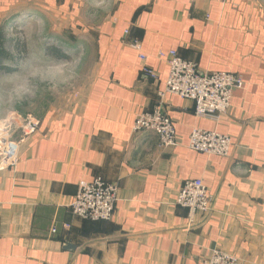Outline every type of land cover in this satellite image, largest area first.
I'll list each match as a JSON object with an SVG mask.
<instances>
[{
  "label": "crops",
  "instance_id": "crops-1",
  "mask_svg": "<svg viewBox=\"0 0 264 264\" xmlns=\"http://www.w3.org/2000/svg\"><path fill=\"white\" fill-rule=\"evenodd\" d=\"M107 4L110 14L84 31L74 30L81 21H62L70 42L80 45L77 60L67 55L65 65L53 67L42 49L39 106L31 108L33 95L25 93V108L5 114L33 116L39 125L19 135L15 166L0 167V264H199L213 249L242 264H264V4ZM35 5L45 13L83 7L81 0ZM1 6L8 13L15 0H0ZM169 51L199 72L241 77L226 115L197 118L191 101L160 96L168 67L157 54ZM140 54L155 80L142 74ZM12 72L5 74L8 90L15 88ZM156 107L173 122L175 147H160L151 132H132L135 117ZM194 128L229 137V156L190 150ZM96 178L117 188L109 222L79 219L68 208L78 184ZM196 178L212 206L190 219L175 200L182 182Z\"/></svg>",
  "mask_w": 264,
  "mask_h": 264
},
{
  "label": "built area",
  "instance_id": "built-area-1",
  "mask_svg": "<svg viewBox=\"0 0 264 264\" xmlns=\"http://www.w3.org/2000/svg\"><path fill=\"white\" fill-rule=\"evenodd\" d=\"M227 3L229 0H220ZM134 48H139V42L131 41ZM157 58L164 61L168 67L164 90L160 93L176 95L192 102L194 115L197 118L217 121L226 115L230 108L231 97L235 90L243 87L239 75L228 72H199L193 61L184 60L175 51L159 52ZM142 74L155 80L157 74L147 64L145 55L140 54ZM39 122L32 116L22 119L19 126L21 138L32 135ZM151 132L159 140L160 147H175L177 145L173 122L159 107L151 112H142L134 119L132 132ZM11 152L3 154L1 149L0 167H13L16 164L18 142H5ZM232 142L226 135L216 131L194 128L188 138V148L198 153L228 157ZM117 188L115 185L96 178L91 182H81L68 205L71 214L77 218L93 222H109L113 216ZM175 203L187 210L191 219L195 214L207 215L211 211L212 196L201 179H186L179 187ZM55 232V228L51 229ZM199 264H242L233 254L213 249Z\"/></svg>",
  "mask_w": 264,
  "mask_h": 264
},
{
  "label": "rangeland",
  "instance_id": "rangeland-1",
  "mask_svg": "<svg viewBox=\"0 0 264 264\" xmlns=\"http://www.w3.org/2000/svg\"><path fill=\"white\" fill-rule=\"evenodd\" d=\"M23 1L15 0V8L8 13L5 12L6 9L3 10V7H0V31L6 40L4 49L6 53H10L8 55L10 58L8 57V60H5L1 65L10 67L9 69L13 68L12 81L15 86V88L12 86V90H8V80L5 78L7 73H0V150L3 148L4 142L17 143L20 135L19 126L23 116L5 119L8 109L23 110L25 108L23 96L30 92L33 95L32 101H30L31 108L39 106L41 79L39 70L36 68L40 64L39 55L42 49L46 50L47 48L45 52L49 57L48 64L53 67L65 65L63 61L68 58L67 55L75 60L81 50L80 45H76L77 42H70L68 39V33L65 31L62 21L65 19H68V22L74 21V23L81 21L83 26H76L74 30L84 31L111 12L107 9L109 0H81L83 7L77 12L47 9L46 13L35 5L39 0L26 1L25 3ZM258 1L264 4V0ZM92 5H95V8ZM56 49L59 50L61 56L52 53ZM25 68L26 71H24ZM31 71L32 73H30ZM24 77L27 78V82L24 81ZM28 77L30 78L28 79ZM29 87L33 89H29ZM12 91L13 93L8 95Z\"/></svg>",
  "mask_w": 264,
  "mask_h": 264
},
{
  "label": "trees",
  "instance_id": "trees-1",
  "mask_svg": "<svg viewBox=\"0 0 264 264\" xmlns=\"http://www.w3.org/2000/svg\"><path fill=\"white\" fill-rule=\"evenodd\" d=\"M6 43V40L4 39V37L2 36V33H1V31H0V73L1 72H5V73H7L9 70H11V69H9V68H7V67H4V66H2L1 64H3V62L5 61V60H8V57L10 58V56H8L9 54L8 53H6V51H5V49H4V44ZM45 50V49H44ZM45 51H47V48H46V50ZM54 51V52H53ZM52 51V53H54V54H56V55H58V56H61L60 55V53H59V50L58 49H56V50H53ZM63 58H64V56H63Z\"/></svg>",
  "mask_w": 264,
  "mask_h": 264
},
{
  "label": "bare ground",
  "instance_id": "bare-ground-1",
  "mask_svg": "<svg viewBox=\"0 0 264 264\" xmlns=\"http://www.w3.org/2000/svg\"><path fill=\"white\" fill-rule=\"evenodd\" d=\"M2 145H4L3 148H1V149H2V152H3V150L6 151V152H11L10 146H9L7 143L4 142ZM0 151H1V150H0ZM2 152H1V153H2ZM4 153H5V152H3V154H4Z\"/></svg>",
  "mask_w": 264,
  "mask_h": 264
},
{
  "label": "water",
  "instance_id": "water-1",
  "mask_svg": "<svg viewBox=\"0 0 264 264\" xmlns=\"http://www.w3.org/2000/svg\"><path fill=\"white\" fill-rule=\"evenodd\" d=\"M66 247H67V249H71V248H72V247H71V246H69V245H67Z\"/></svg>",
  "mask_w": 264,
  "mask_h": 264
}]
</instances>
